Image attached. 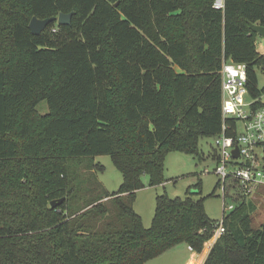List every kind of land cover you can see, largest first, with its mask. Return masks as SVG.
Here are the masks:
<instances>
[{"label":"trees","instance_id":"obj_1","mask_svg":"<svg viewBox=\"0 0 264 264\" xmlns=\"http://www.w3.org/2000/svg\"><path fill=\"white\" fill-rule=\"evenodd\" d=\"M213 1L0 0V264H146L180 243L203 264H264V220L251 225L234 180L218 237L200 180L198 193L159 194L150 227L134 208L145 175L166 180L171 152L221 133L224 59L246 63L250 93L264 92L250 27L264 0ZM72 11L71 24L29 27ZM103 154L124 177L115 192L76 170H103Z\"/></svg>","mask_w":264,"mask_h":264},{"label":"rangeland","instance_id":"obj_2","mask_svg":"<svg viewBox=\"0 0 264 264\" xmlns=\"http://www.w3.org/2000/svg\"><path fill=\"white\" fill-rule=\"evenodd\" d=\"M256 43L259 50H264V37L257 36ZM257 72L259 78L258 85L262 88L264 87V71L257 68ZM38 109L41 113L48 112L47 101L40 103ZM198 147V152L177 150L167 156L164 172L166 180L164 183L153 186L149 184L150 178L148 175L143 177L145 186L137 191L134 208L142 216L145 227H150L152 224L156 210V199L159 194L167 193L173 198L179 196L185 197L189 188H191L192 192L198 193L200 188L195 186L198 180L201 181L202 193L196 195V197H205V208L212 219H222L224 200L221 196V189L218 186L219 176L214 172L217 164L216 157L218 155V148L215 145L214 137H200ZM94 164H102L104 169L98 170V168H95L91 170L88 163L84 162L77 166L76 170L87 175L92 173L91 176L93 178L97 176V179L103 183L108 191H117L122 185L124 177L122 172L114 165L111 156L108 154L97 155L94 158ZM232 203H234L233 200L227 199V205ZM249 203L255 205L249 211L251 214V225L253 227H259L264 219V187L260 189L254 198H250ZM186 245L187 243H182L180 246L176 245L177 248L171 250L175 252L170 251L166 254L164 257H168L167 263L201 264L199 260L192 257V254H188ZM199 257L200 262H202V256L200 255ZM163 258H160L158 261H162Z\"/></svg>","mask_w":264,"mask_h":264},{"label":"built area","instance_id":"obj_3","mask_svg":"<svg viewBox=\"0 0 264 264\" xmlns=\"http://www.w3.org/2000/svg\"><path fill=\"white\" fill-rule=\"evenodd\" d=\"M216 9H225V0H214ZM222 130L216 136V168L226 204L227 183H235L241 197H255L264 187V92L254 96L248 88V67L244 62L224 59L222 69ZM238 149V154L234 151ZM234 180V181H233ZM226 231L224 219L214 229L216 237Z\"/></svg>","mask_w":264,"mask_h":264},{"label":"water","instance_id":"obj_4","mask_svg":"<svg viewBox=\"0 0 264 264\" xmlns=\"http://www.w3.org/2000/svg\"><path fill=\"white\" fill-rule=\"evenodd\" d=\"M73 11L69 13L61 12L58 16H52L47 18H38L37 16H33L29 27L33 34H40L52 21H57L59 25H67L72 22ZM250 27L253 32H255L258 36L264 37V23H250ZM235 154H238V149L234 151ZM65 197L54 199L51 201V206L53 208L57 207L61 203H63Z\"/></svg>","mask_w":264,"mask_h":264},{"label":"crops","instance_id":"obj_5","mask_svg":"<svg viewBox=\"0 0 264 264\" xmlns=\"http://www.w3.org/2000/svg\"><path fill=\"white\" fill-rule=\"evenodd\" d=\"M258 51L260 52V53H263L264 54V50H259L258 49ZM264 220V219H263ZM262 223V222H261ZM182 243H180V244H176V245H178V246H180ZM176 245L175 246H173V247H171L170 249H168L166 252H164L163 254H161V255H159V256H157V257H155V258H153V259H151V260H149V261H147L146 262V264H168L167 263V261H168V257H164L166 254H168L171 250H175V248H177L176 247ZM186 250H187V252H188V254H192V257H194L196 260H199V263H201V264H203L204 263V261H205V257H203L201 254V258H202V262H200V255L199 254H197L196 252H194V250L192 249V247L191 246H189L188 244L186 245ZM171 252H175V251H171ZM172 254V253H171ZM172 256V255H171ZM164 257V258H163ZM160 258H163L162 259V261H158V260H160ZM199 258V259H198Z\"/></svg>","mask_w":264,"mask_h":264}]
</instances>
